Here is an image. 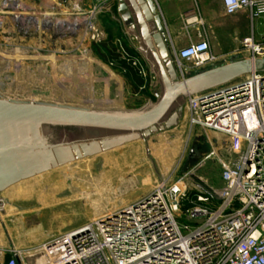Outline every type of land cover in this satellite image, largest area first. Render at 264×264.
Wrapping results in <instances>:
<instances>
[{
    "label": "rangeland",
    "instance_id": "374dc122",
    "mask_svg": "<svg viewBox=\"0 0 264 264\" xmlns=\"http://www.w3.org/2000/svg\"><path fill=\"white\" fill-rule=\"evenodd\" d=\"M199 3H193L196 23L206 29L214 54L231 53L210 66L227 64L235 56L247 59L242 39L252 30L248 12L227 15L221 0ZM20 5L30 6L23 15L40 18L44 25L36 30L34 21L19 25L8 18L0 31L3 98L133 110L155 103L162 94L150 56L140 54L127 37L117 0H20ZM76 23L75 29L63 28ZM178 25L189 37L184 22ZM255 30L261 41L264 29L256 23ZM187 66L189 76L194 75L192 64ZM187 98L183 116L170 129L43 171L0 192L1 243L24 254L39 251L73 229L135 203L163 182L182 178L187 187L220 191L221 160L231 158L229 142L201 127L191 129L184 110ZM211 151L216 154L206 160ZM180 218L186 220L183 209Z\"/></svg>",
    "mask_w": 264,
    "mask_h": 264
},
{
    "label": "built area",
    "instance_id": "2783aa9c",
    "mask_svg": "<svg viewBox=\"0 0 264 264\" xmlns=\"http://www.w3.org/2000/svg\"><path fill=\"white\" fill-rule=\"evenodd\" d=\"M222 4L227 15L248 12L252 30L242 47L247 59L264 57V31L260 41L255 30L256 23L264 29V0ZM171 55L182 80L189 77L187 63L195 74L219 59L204 30ZM184 110L191 129L201 127L229 142L220 191L187 187L182 178L163 182L135 203L73 229L52 243L57 247L42 246L48 264H264V73L253 70L189 96ZM63 240L68 246L59 245ZM0 264L20 262L16 254L0 255Z\"/></svg>",
    "mask_w": 264,
    "mask_h": 264
},
{
    "label": "water",
    "instance_id": "95a60500",
    "mask_svg": "<svg viewBox=\"0 0 264 264\" xmlns=\"http://www.w3.org/2000/svg\"><path fill=\"white\" fill-rule=\"evenodd\" d=\"M122 18L137 23L163 84L158 100L140 109H91L0 95V192L43 171L100 153L179 123L186 97L251 71L264 57L237 60L180 79L154 0H117ZM40 251L30 253L36 255ZM45 258V257H44ZM45 258L42 264H48Z\"/></svg>",
    "mask_w": 264,
    "mask_h": 264
},
{
    "label": "crops",
    "instance_id": "0c3cea01",
    "mask_svg": "<svg viewBox=\"0 0 264 264\" xmlns=\"http://www.w3.org/2000/svg\"><path fill=\"white\" fill-rule=\"evenodd\" d=\"M194 1L196 2L197 5L200 4L199 0H154L155 5L157 7V12L161 16L163 24L165 26V33L171 50L172 49L178 50L180 48H183L181 46H184L188 42L193 41L192 37L194 35L196 36V37L194 36L196 40L198 37L199 30H204L207 33L206 29H201L199 24L196 23L197 20H195L196 19L195 17H198V15L196 14V11L194 9V4H193ZM13 3L14 5L12 7ZM117 5L119 7L118 3ZM29 8L22 7L20 5V0H0V31L3 30L4 26L7 23L6 21L8 20V18H10L13 21L17 20L19 22V25L26 24V22L30 23L34 21L36 24V30H39L40 25L41 26L44 25V21L40 20V18L37 19L31 16H25L21 12L24 10L26 11L27 9L29 11ZM6 12H10V13H6ZM11 12H13L14 14H11ZM122 15L123 13L121 14V16ZM180 21L184 22L183 28L187 31L186 35H189V37L185 38L183 36L184 33H180L181 27H178L180 26L178 25ZM123 22L127 37L129 38V40H132L134 42V43L132 42V44L136 43L135 45L138 52H140V54L144 56L149 55L150 59L152 60L151 54L147 49L146 43L144 42L142 36L139 33V29L136 21L134 20V22L131 24L126 19H123ZM193 28L196 29L195 31L196 34L194 31H192ZM189 30H191V33L193 32L192 33L193 36L190 34ZM207 36L209 37L208 33ZM228 54L231 53L226 52L218 57L222 58L227 56ZM223 64L224 63L217 65L220 66ZM217 65H214L213 67H216ZM211 133H214L217 136H219L215 132H211ZM35 252L36 250L34 251V253ZM30 253L33 252L29 251L28 253L24 254V252L18 250L15 246L13 247L11 245L8 246L6 244H2L0 238V255H2L4 258L7 259L11 254H16L18 256V260L20 264H42L43 260L45 259L44 258L45 255L43 254V252L37 253L36 255H30Z\"/></svg>",
    "mask_w": 264,
    "mask_h": 264
},
{
    "label": "bare ground",
    "instance_id": "6f19581e",
    "mask_svg": "<svg viewBox=\"0 0 264 264\" xmlns=\"http://www.w3.org/2000/svg\"><path fill=\"white\" fill-rule=\"evenodd\" d=\"M15 2V1H14ZM10 6V5H9ZM12 7H13V4H12ZM49 21V20H48ZM77 23L76 24H74V26H72V25H70V24H65L64 26H63V28H68V29H75V28H77ZM59 245H63V246H68V242L67 241H62V242H59ZM52 246L53 247H57V244H52Z\"/></svg>",
    "mask_w": 264,
    "mask_h": 264
},
{
    "label": "trees",
    "instance_id": "16d2710c",
    "mask_svg": "<svg viewBox=\"0 0 264 264\" xmlns=\"http://www.w3.org/2000/svg\"><path fill=\"white\" fill-rule=\"evenodd\" d=\"M188 207H189L188 202L187 203L185 202L184 205H183V207H182V209L185 211Z\"/></svg>",
    "mask_w": 264,
    "mask_h": 264
},
{
    "label": "flooded vegetation",
    "instance_id": "af4514ba",
    "mask_svg": "<svg viewBox=\"0 0 264 264\" xmlns=\"http://www.w3.org/2000/svg\"><path fill=\"white\" fill-rule=\"evenodd\" d=\"M193 153H194V150L191 151V154H193ZM198 156H199V155H196L195 159H197Z\"/></svg>",
    "mask_w": 264,
    "mask_h": 264
}]
</instances>
